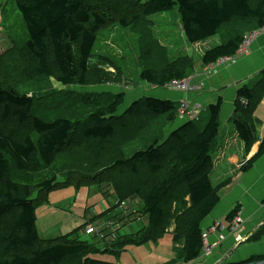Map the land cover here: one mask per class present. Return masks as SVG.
I'll return each instance as SVG.
<instances>
[{
	"label": "trees",
	"instance_id": "1",
	"mask_svg": "<svg viewBox=\"0 0 264 264\" xmlns=\"http://www.w3.org/2000/svg\"><path fill=\"white\" fill-rule=\"evenodd\" d=\"M15 6L27 31L22 53L29 59L32 71L38 77H54L63 86H84L92 71L101 73V69L91 68V65L95 57L108 58L96 53L94 48L99 32L108 26L109 9L122 12L119 23L126 28L143 19L176 10L180 18L178 23L192 44L221 33L224 41L201 54L204 66L234 55L245 34L264 25V0H15ZM184 54L178 63L170 61L162 68L144 67L141 79L149 85L166 88L174 80L194 75V57L189 52ZM263 94L264 71L254 85L245 84L236 93L233 119L238 136L247 148L257 137L253 109ZM97 100H83L78 105L80 113H89L91 122L83 129V135L87 139L108 140L116 135L122 123L117 120L125 118L126 114L120 112L124 100L122 96L108 101ZM223 102L219 97L216 103L209 105L210 118L204 128L199 129L195 121H190L175 129L169 138L170 153L168 148L158 145L159 141L148 137L146 145L131 156L119 154L122 156L115 160L117 166L130 165L131 172L138 174L141 163H145L152 177L144 187L134 185L127 193L123 191L122 199L139 200L140 207L133 208L131 215L128 211L123 214L127 209L118 204L122 200L120 192L116 195L117 202L112 207H122L118 217L109 218L116 221L115 231L109 225L100 228L93 233L94 242L81 239V226L69 234L44 239L37 227V208L49 203L50 193L73 185L92 187L100 182L95 175L88 182L79 179L78 184L58 181L56 170L64 164L55 163L53 156L68 143L75 130L73 119L59 116L47 121L36 116V98L27 91L6 85L0 77V264H117L90 255L113 252L118 257L128 245L157 241L173 220L176 223L174 239L179 246L175 248V257L167 264L188 263L198 258L204 247L202 224L221 200L219 189L211 179V154L219 135ZM142 108L174 123L180 104L153 95L140 99L127 110L136 119ZM55 109L59 113L63 108L57 105ZM263 155L264 136L259 151L242 169L252 168ZM43 168L55 173L49 172L35 184L16 179L24 177L20 175L22 172L35 173ZM164 170H169L168 176ZM133 191L137 194L129 197ZM114 194L111 192L110 196ZM239 211L236 207L227 220L231 221ZM142 216H146L147 222L140 230L124 235L118 233L123 219L135 217L137 220ZM108 230L116 236L106 242Z\"/></svg>",
	"mask_w": 264,
	"mask_h": 264
},
{
	"label": "rangeland",
	"instance_id": "2",
	"mask_svg": "<svg viewBox=\"0 0 264 264\" xmlns=\"http://www.w3.org/2000/svg\"><path fill=\"white\" fill-rule=\"evenodd\" d=\"M107 11L108 26L99 32L94 49L96 53L108 58L106 60L95 57L91 65V68L101 69V73L92 71L89 75L88 84L84 86L79 84L63 86L54 77H38L32 71L29 59L22 53V45L27 31H24V24L16 9L15 0H0L1 79L6 85L15 86L22 92L27 91L36 98L37 103L34 106L36 116L47 121H52L59 116H71L73 119L75 130L71 134L68 143L56 150L53 156L55 163L61 165L63 162L64 164L62 168L57 166V168H60L56 170L58 181L69 180L74 184H78L79 179H82V182H88L95 175L97 182H100L92 185V187L79 188L75 186L53 191L51 203L55 206L41 205L37 208L38 231L43 232L42 237L43 234H56L61 229L64 231L63 235H66L77 228H82L81 223L77 227H73V223L77 222L79 218L82 219L78 223L84 221V218L93 220L98 217L102 212V204H108L109 206L116 204V195L119 192L122 199L125 195L123 191L127 193L130 191L131 186H145V183L152 177L148 165L141 163L139 173L133 174L130 165L117 166L115 160L122 156L119 155L121 152L131 156L134 152L141 150L146 145L145 141L148 140V137H151L152 141H159L158 145H163L164 149L168 148L166 150L170 153L169 138L173 131L180 126L178 124L181 123L180 119L172 123L168 121L167 117L153 116L144 108H142L141 115H139L140 112L138 113L136 119L128 113V107L140 99L153 95L160 97L161 92L165 94V91H167V88H158L142 80L140 76L142 69L146 66L162 68L170 61L178 63L181 58L185 57L183 55L187 51L193 57L201 56L205 49L224 41L221 33H219L202 43L198 42L190 45L178 23L180 18L177 14H174L177 13L176 10L143 19L139 24L127 28L120 26L119 23L122 12L116 9ZM193 59L195 61V58ZM15 61L16 63L13 64ZM222 61H220L218 69L228 66ZM189 81L190 86L194 88L196 84L192 82V77ZM201 83L203 84V82ZM173 90V92L180 94L177 89ZM118 96H122L124 100L120 112L126 115L125 118L117 120H121L123 124H119L116 135L108 140L87 139L83 135V129L91 122L87 111L83 112L84 114L80 113L79 103L90 99L108 101ZM184 97L201 101L194 99V97H197L196 95L191 98L183 93L176 101H180ZM211 98L205 102V108L201 111L200 119L195 121L199 129L204 128L210 118L209 105L217 102L216 100L211 101ZM57 105L63 108L59 109V113L58 109H55ZM71 112H75V115H72ZM182 122L186 123V121ZM228 130L230 128L223 129L221 133L225 134L224 131ZM149 133H152V135ZM49 172L51 174L55 173V171L43 168L35 173L22 172L20 175L24 177L16 179L21 182L35 184L43 180V176L46 177ZM168 173L169 170H164L166 176H168ZM101 189L104 192H101ZM111 192L115 194L110 196ZM108 193L110 201L107 200ZM130 193L129 197L137 194L136 191ZM128 199H122L118 204L127 209L123 211V214L128 211L131 215L133 208H131L129 202L131 198ZM54 200H59L65 204L63 206L56 205ZM112 206L111 210L122 207ZM115 222L112 219H107V225L112 227L113 231L116 229ZM86 224L94 225L91 222H86ZM45 226H48L46 231H42ZM96 228L98 232L102 227L97 226ZM85 237L89 240L93 239L92 236ZM167 238L168 233H166L164 239ZM164 239L159 241L161 244L148 241L141 245H128L121 253L122 256L117 257L113 252H107L106 256L115 261L119 260L120 264H130L131 262L133 264H153L155 258L152 253L156 249L158 251L155 252L156 254H163L167 250ZM102 253L104 252H101V255Z\"/></svg>",
	"mask_w": 264,
	"mask_h": 264
},
{
	"label": "crops",
	"instance_id": "3",
	"mask_svg": "<svg viewBox=\"0 0 264 264\" xmlns=\"http://www.w3.org/2000/svg\"><path fill=\"white\" fill-rule=\"evenodd\" d=\"M174 14L176 15L178 13ZM181 27L182 26L180 25V28ZM235 31L232 27V34ZM202 42L203 41L200 43ZM254 42L255 43L251 46L247 55L239 58L235 63H231L225 68L217 69L214 73H206L201 56H194L196 61V72L191 77L192 82L196 85L194 86L195 91L189 93L188 96L193 98L196 95L197 97H194V99L201 100L203 105L208 99H210V97H212L211 101H217L219 97H222L224 101L219 135L215 140L214 150L211 154L213 163L211 179L214 186L219 189L221 200L202 224L205 246L206 244L213 245L217 241V234L214 233L210 227L218 221L227 223L228 215L236 207L240 208L237 215L240 216L241 223L238 229L235 232L228 234L226 240L222 244L216 246L210 254H207L202 250L200 256L191 262L186 263L184 261H175L171 264H240L249 259L255 260L247 264H264V155L254 163L252 168L247 171L242 169L243 164L257 154L264 136V94L258 100L255 109H253V120L256 127L257 137L250 148H247L246 144L239 138L233 119L237 100V90L245 84L250 86L254 85L260 77L261 72L264 71V35H260ZM188 43L190 42L188 41ZM190 45L193 44L190 43ZM190 55L192 54L190 53ZM201 82H203L204 85H202ZM166 90L165 94L161 92L162 94L160 97L176 101L182 96L181 92L180 94L175 93L173 92L174 90L169 88ZM183 123L184 122L181 121V123L178 124L182 125ZM229 128L230 130L224 131L225 134L221 133L223 129ZM52 193L53 192L50 193L49 203L44 205H53L51 203ZM107 200L110 201V198L108 197ZM54 204L63 206L65 203H61L59 200H54ZM130 204L132 208L140 207L139 200L137 199L131 200ZM111 206L108 204H102L101 216H98L93 220L84 218V221L78 223V221H81L82 219L79 218L77 222L73 223V227H77L81 223L83 228L80 230V236H92L93 241L95 242V235L86 233L85 224L86 222H91L96 227H106L107 219L117 216L120 212L119 208L111 210ZM104 213L106 214L102 215ZM146 222V216L139 217L137 220L135 217H132L131 219L130 217L127 219L125 218L122 222L123 227L118 233L124 235L126 233L136 232L140 230ZM37 227L39 229L38 224ZM47 227L48 226L43 227L42 231H46ZM175 229L176 223H174L173 220L172 223L167 226L166 232L162 238L155 241L156 244H161L159 241L164 239L166 233H168V238L164 239V244L167 246V250L163 254H156L155 252H158L156 249L155 252L152 253V256L155 258L153 264H167L173 259V257H175V248L179 246V244L175 243L174 239ZM50 232L53 233L52 230H50ZM42 233L43 232H40L39 230L41 237ZM63 233L64 231L61 229L56 234H43L42 238H55L62 236ZM111 233L112 230L106 231V235H108L105 240L106 242L114 239L116 236ZM85 238L87 239V237ZM107 254V252H104L101 255V252H97L90 256L120 264L119 260L115 261L106 256ZM130 264L133 263L131 262Z\"/></svg>",
	"mask_w": 264,
	"mask_h": 264
},
{
	"label": "built area",
	"instance_id": "4",
	"mask_svg": "<svg viewBox=\"0 0 264 264\" xmlns=\"http://www.w3.org/2000/svg\"><path fill=\"white\" fill-rule=\"evenodd\" d=\"M264 35V25L258 29L250 31L248 34L244 36L243 43L241 44L240 48L234 55L226 56L220 58L218 61L215 63H211L209 65L205 66V72L206 73H214L219 65L220 61L223 60L222 62L224 64H231L235 63L239 58L247 55L251 49V46L253 42L260 36ZM227 63H226V62ZM191 77H188L186 79L182 80H174L170 83L167 84V88L169 89H177L181 93L185 94L188 96L189 93L195 91V87L190 86V80ZM203 85V84H202ZM181 101V102H180ZM179 102L180 108L178 112V119L181 121H197L200 119V114L203 109L202 105L203 103L201 101H196V100H190L188 97H184V99H181ZM195 101V102H193ZM196 103V104H195ZM192 104V105H191ZM195 104V105H193ZM191 106V108H189ZM241 223V218L239 215H236L233 217L231 221L228 220L227 223H224L222 221H218L214 223L210 229L217 234V241L213 245L211 244H204V252L207 254H210L214 248L220 244L223 243V241L227 238V235L230 233L235 232L239 225ZM87 234H93L97 232V228L94 225H89L86 228Z\"/></svg>",
	"mask_w": 264,
	"mask_h": 264
},
{
	"label": "bare ground",
	"instance_id": "5",
	"mask_svg": "<svg viewBox=\"0 0 264 264\" xmlns=\"http://www.w3.org/2000/svg\"><path fill=\"white\" fill-rule=\"evenodd\" d=\"M202 107L205 108L204 105H202Z\"/></svg>",
	"mask_w": 264,
	"mask_h": 264
}]
</instances>
